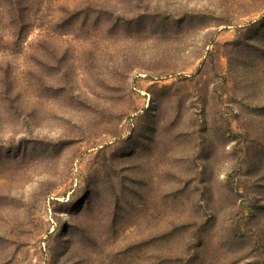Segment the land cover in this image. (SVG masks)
<instances>
[{
  "label": "rangeland",
  "instance_id": "rangeland-1",
  "mask_svg": "<svg viewBox=\"0 0 264 264\" xmlns=\"http://www.w3.org/2000/svg\"><path fill=\"white\" fill-rule=\"evenodd\" d=\"M0 264H264V0H0Z\"/></svg>",
  "mask_w": 264,
  "mask_h": 264
},
{
  "label": "trees",
  "instance_id": "trees-1",
  "mask_svg": "<svg viewBox=\"0 0 264 264\" xmlns=\"http://www.w3.org/2000/svg\"><path fill=\"white\" fill-rule=\"evenodd\" d=\"M26 17V11H21V10H17V15L15 16V21L14 22H24Z\"/></svg>",
  "mask_w": 264,
  "mask_h": 264
}]
</instances>
